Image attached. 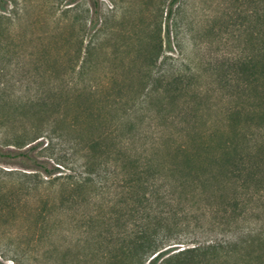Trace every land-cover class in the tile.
<instances>
[{
	"label": "rangeland",
	"instance_id": "1",
	"mask_svg": "<svg viewBox=\"0 0 264 264\" xmlns=\"http://www.w3.org/2000/svg\"><path fill=\"white\" fill-rule=\"evenodd\" d=\"M171 2L0 0V264H264V0Z\"/></svg>",
	"mask_w": 264,
	"mask_h": 264
},
{
	"label": "trees",
	"instance_id": "2",
	"mask_svg": "<svg viewBox=\"0 0 264 264\" xmlns=\"http://www.w3.org/2000/svg\"><path fill=\"white\" fill-rule=\"evenodd\" d=\"M176 0H172L171 5L174 4ZM235 114H239L238 111L235 112ZM234 119V117H233ZM235 120V119H234ZM217 149H219L221 152V154H217L216 155V163L220 164H228L230 165V169L236 170L238 165H244V161L243 158L245 157L244 154L242 153L243 148H241L242 146L239 144V141H235V138H226L225 142H221L219 145L216 146ZM2 154L0 153V156ZM18 156L23 157L26 156L24 153L23 154H18ZM190 160V158L188 159ZM30 166H35L37 168L42 169L44 172H46L48 175H51L53 173V169H49L46 166H44L42 163L38 162L37 160H33L31 164H28ZM240 171V170H239ZM244 182H245V187L246 186V181L248 180L247 177H244ZM264 181V177L259 181V182H263ZM249 188V186L247 187ZM139 237L142 239H145V237H147L148 232L145 229H141L139 231ZM155 235V234H154ZM137 249L139 248V246H141V244L137 245ZM143 253L145 254L147 252V250H145L144 248H142ZM167 249L164 250H158L156 251L153 256L151 257V259H149L147 264H156L167 252Z\"/></svg>",
	"mask_w": 264,
	"mask_h": 264
}]
</instances>
